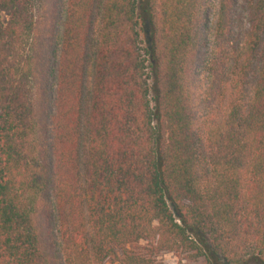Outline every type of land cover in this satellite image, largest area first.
Returning a JSON list of instances; mask_svg holds the SVG:
<instances>
[{
	"label": "trees",
	"instance_id": "16d2710c",
	"mask_svg": "<svg viewBox=\"0 0 264 264\" xmlns=\"http://www.w3.org/2000/svg\"><path fill=\"white\" fill-rule=\"evenodd\" d=\"M237 1L0 0V264L264 260V0L241 28Z\"/></svg>",
	"mask_w": 264,
	"mask_h": 264
},
{
	"label": "rangeland",
	"instance_id": "374dc122",
	"mask_svg": "<svg viewBox=\"0 0 264 264\" xmlns=\"http://www.w3.org/2000/svg\"><path fill=\"white\" fill-rule=\"evenodd\" d=\"M217 2L218 0H209V9H208V15L211 17V19L213 18L215 12H216V7H217ZM236 17H237V23H238V28H241L243 26H246V11H245V4L243 0H238L236 3ZM141 48L143 49L145 47V43H146V39L144 34L142 33L141 35ZM210 48V46H209ZM124 249L127 250H131L134 249V246H127V247H115V255L110 258L106 264H119L120 261L123 258V252ZM159 260H161L162 262H164L165 264H179L178 263V259L176 257H174L172 254H165V255H161L158 258ZM261 263L259 264H264V260H260ZM182 264H186V263H182ZM249 264H253V263H249ZM255 264V263H254Z\"/></svg>",
	"mask_w": 264,
	"mask_h": 264
}]
</instances>
